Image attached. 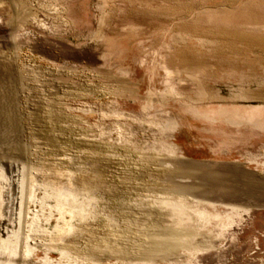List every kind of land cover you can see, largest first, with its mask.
<instances>
[{
    "label": "rangeland",
    "instance_id": "1",
    "mask_svg": "<svg viewBox=\"0 0 264 264\" xmlns=\"http://www.w3.org/2000/svg\"><path fill=\"white\" fill-rule=\"evenodd\" d=\"M0 264H264V0H0Z\"/></svg>",
    "mask_w": 264,
    "mask_h": 264
}]
</instances>
